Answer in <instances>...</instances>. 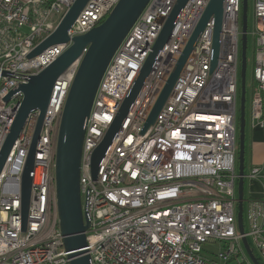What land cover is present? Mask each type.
Wrapping results in <instances>:
<instances>
[{
	"label": "built area",
	"instance_id": "2783aa9c",
	"mask_svg": "<svg viewBox=\"0 0 264 264\" xmlns=\"http://www.w3.org/2000/svg\"><path fill=\"white\" fill-rule=\"evenodd\" d=\"M120 0H93L70 42L29 55L58 27L75 0H0V152L24 95L6 98L101 25ZM210 0H189L117 138L93 174L94 153L172 13L177 0H151L109 64L83 144L80 188L92 264H253L246 237L264 261V196L244 203L238 230L240 46L242 0H225L218 65L215 22L207 24L155 123L160 97ZM253 120L264 128V0H255ZM79 62L56 82L37 146L26 229L22 176L40 112L29 115L0 174V264H69L55 189L57 137ZM247 179L264 184V166ZM251 240V242L249 241ZM219 247V248H218Z\"/></svg>",
	"mask_w": 264,
	"mask_h": 264
},
{
	"label": "water",
	"instance_id": "95a60500",
	"mask_svg": "<svg viewBox=\"0 0 264 264\" xmlns=\"http://www.w3.org/2000/svg\"><path fill=\"white\" fill-rule=\"evenodd\" d=\"M93 0H75L56 30L43 41L28 57L36 58L47 49L70 42L69 32L83 10ZM151 0H120L107 19L85 35L76 36L73 45L54 63L40 74L32 76L27 84L17 87L7 98L21 92L24 95L10 133L0 152V174L7 163L13 147L20 137L30 114L39 111L40 116L29 150L22 176V218L23 231L26 229L32 192V178L37 146L41 138L46 114L58 79L73 65L79 62L76 76L71 85L61 116L57 146L55 189L58 206L60 232L64 248L68 253L69 264H92L88 254L86 233L90 222L83 212L80 178L81 158L88 122L103 76L126 36L140 18ZM189 0H177L174 9L161 31L153 53L149 56L138 74L131 90L123 101L114 123L107 131L93 157V174H98L100 164L117 138L127 115L131 111L142 87L158 61L163 48L169 43L172 32ZM225 0H210L187 46L170 75L165 88L152 108L145 124V133L156 121L169 99L174 86L189 57L200 40L207 24L215 22L212 51V68L218 65L221 49V32L224 20ZM248 10L249 0H242L241 46H240V109H239V153L237 184L238 230L245 235V161L247 126V71H248ZM243 245L253 264H261L246 237Z\"/></svg>",
	"mask_w": 264,
	"mask_h": 264
},
{
	"label": "crops",
	"instance_id": "0c3cea01",
	"mask_svg": "<svg viewBox=\"0 0 264 264\" xmlns=\"http://www.w3.org/2000/svg\"><path fill=\"white\" fill-rule=\"evenodd\" d=\"M254 68V67H253ZM253 80L252 93L248 101L250 102L249 112L247 111L246 126V161H245V200H260L264 196V184L247 179L246 175L253 167L264 166V128L253 120L251 114V100L256 90Z\"/></svg>",
	"mask_w": 264,
	"mask_h": 264
},
{
	"label": "rangeland",
	"instance_id": "374dc122",
	"mask_svg": "<svg viewBox=\"0 0 264 264\" xmlns=\"http://www.w3.org/2000/svg\"><path fill=\"white\" fill-rule=\"evenodd\" d=\"M254 6L255 0H249V10H248V71H247V96L250 98L252 93L253 85V67H254V49H255V40L251 35L254 29ZM250 102L247 103V111L249 112ZM251 242V240H249ZM219 248V247H218ZM264 264V261H262Z\"/></svg>",
	"mask_w": 264,
	"mask_h": 264
},
{
	"label": "trees",
	"instance_id": "16d2710c",
	"mask_svg": "<svg viewBox=\"0 0 264 264\" xmlns=\"http://www.w3.org/2000/svg\"><path fill=\"white\" fill-rule=\"evenodd\" d=\"M247 103H248V96H247ZM257 258H258V257H257ZM259 261L261 262V264H263L262 261L260 260V258H259Z\"/></svg>",
	"mask_w": 264,
	"mask_h": 264
}]
</instances>
